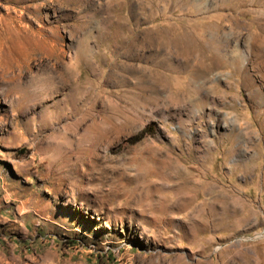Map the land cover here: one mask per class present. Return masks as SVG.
<instances>
[{
    "label": "rangeland",
    "instance_id": "rangeland-1",
    "mask_svg": "<svg viewBox=\"0 0 264 264\" xmlns=\"http://www.w3.org/2000/svg\"><path fill=\"white\" fill-rule=\"evenodd\" d=\"M0 264H264V0H0Z\"/></svg>",
    "mask_w": 264,
    "mask_h": 264
},
{
    "label": "bare ground",
    "instance_id": "bare-ground-1",
    "mask_svg": "<svg viewBox=\"0 0 264 264\" xmlns=\"http://www.w3.org/2000/svg\"><path fill=\"white\" fill-rule=\"evenodd\" d=\"M257 46V44L255 45ZM259 46V45H258ZM67 76L63 77V79L65 80V78H69L70 77V73L66 74ZM41 78V77H40ZM56 79H60V76L57 75L55 76V74H53V76H51V73L45 77L39 80V82L36 84V88L34 89V91L38 88V90L36 92H34L35 95V99L37 100H42V97L45 96V92L48 90V88L50 89V92H56L58 89V86L56 84ZM68 81V80H67ZM49 83V84H48ZM43 85H48L47 87L43 88ZM49 93V92H48ZM41 98V99H40ZM37 103V102H35ZM149 148V147H148ZM139 151V149H136V152L134 154V156L132 157V159H136V153ZM98 161V157H92L91 159V164H89L90 169L93 170V166H96V162ZM94 173V172H93ZM119 176V175H118ZM120 177V176H119ZM148 183V182H147ZM152 183V182H151ZM153 184V183H152ZM142 187V186H141ZM151 187V186H150ZM152 189V188H151ZM146 191V190H145ZM110 193L111 195L109 196H113L114 194H123L126 197V203L127 204H132V203H141L144 202L145 200L149 199L148 196L147 198L145 196H143V192L138 188L136 189L131 188V189H126L124 188V186H118L117 184H111L110 187ZM147 193V191H146ZM145 195V194H144ZM147 195V194H146ZM131 197V199H130ZM132 201V202H131ZM135 203V204H136ZM150 204V203H149ZM148 205V204H147ZM153 206V205H152Z\"/></svg>",
    "mask_w": 264,
    "mask_h": 264
}]
</instances>
